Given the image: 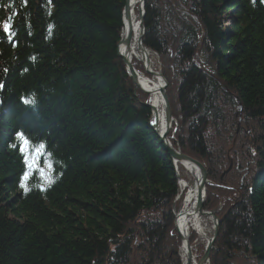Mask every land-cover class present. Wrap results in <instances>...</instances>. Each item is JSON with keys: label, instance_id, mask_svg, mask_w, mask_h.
<instances>
[{"label": "trees", "instance_id": "1", "mask_svg": "<svg viewBox=\"0 0 264 264\" xmlns=\"http://www.w3.org/2000/svg\"><path fill=\"white\" fill-rule=\"evenodd\" d=\"M124 5L0 0V264H181L175 163L118 55ZM142 22L171 143L207 169L209 264H264V0H145ZM19 134L47 176L24 180Z\"/></svg>", "mask_w": 264, "mask_h": 264}, {"label": "bare ground", "instance_id": "2", "mask_svg": "<svg viewBox=\"0 0 264 264\" xmlns=\"http://www.w3.org/2000/svg\"><path fill=\"white\" fill-rule=\"evenodd\" d=\"M141 0H129L130 20L123 22L122 37H127L130 34V40L128 43H124L121 46V51L128 55L131 62L133 60L140 61L143 65L144 73L138 72L139 83L142 88L149 91L151 102L153 105V120H157L158 127L161 133L166 129V118L164 112V102L160 92L163 85V80L157 74L152 73L155 71L152 64V53L149 49H143L139 44L141 26L136 10H139ZM178 169H184L195 179L194 185L189 187L186 198L180 208V213L177 220V226L179 231L183 234V237H187L189 240L190 229L196 231L201 237L205 238L206 222L209 218L207 215L195 212L196 202V182L199 179L198 169L188 162L178 163ZM178 188L180 184V178H178ZM180 254L182 264H187V246L185 242H181ZM197 259L194 257L192 264L196 263Z\"/></svg>", "mask_w": 264, "mask_h": 264}, {"label": "water", "instance_id": "3", "mask_svg": "<svg viewBox=\"0 0 264 264\" xmlns=\"http://www.w3.org/2000/svg\"><path fill=\"white\" fill-rule=\"evenodd\" d=\"M144 1L145 0H141L140 7L138 10V18H139V23L141 26L139 44L143 47V49L146 50L147 48L142 43V36L144 33V25L142 22L143 15H144ZM130 11H131V9L129 7V0H125V5H124V9H123V22L125 20H127V21L130 20ZM122 31H123V26H122V30H121V39L117 44L118 45V55L123 59V62H124L125 67L127 69V72L129 74L131 80L133 81L135 88L140 89L143 92L149 94V91L142 88V86L140 85L138 73H137L135 67L133 66L130 58L128 57V55H125L121 51V46L124 43H128L130 40V34L124 38V37H122ZM152 73L157 74L163 80V85L160 89V92H161L163 102H164L166 129L161 133V131L159 130V127H158L159 125H158L157 120H153L152 117L150 119V125H151L152 129L155 131V133L157 134V136L159 137L161 144L169 152L170 156L172 157V159L175 163L188 162V163L192 164L193 166H195L199 171V179L196 182V193H197V195H196V202H195V212L209 216V218L212 222L213 231H212L211 235H208L207 233L204 234L205 240H206L205 248H204V251H203V254L201 255V257L196 261V263L194 262V264H209L210 250L213 246L214 240H215L216 235L219 231V221L220 220H219L217 214L215 213V211L213 209H205L204 208L205 184L208 181L207 169L199 160L195 159L194 157H192L186 153H183L179 147H175L171 143V141L169 140L168 135H169V132L171 130L174 118L172 115L171 104H170V101H169V98H168V95L166 92L167 81L164 78V76L162 75L160 70L152 71ZM145 104L151 108L152 115H153V105L151 102V98H150V101L146 102ZM237 131H238V129L236 130V132ZM235 138H234L230 148L233 147V144L235 142ZM230 168H231V162H230L228 168L226 170H224L223 173L220 175V178H222L223 175ZM179 213H180V211L175 216L174 224H175V227L177 229V233L179 235L181 242L182 243L185 242L186 246H187V253H188L187 264H192L194 257H193V253H192L191 244H190L187 237H183V234L179 231L178 226H177V220H178Z\"/></svg>", "mask_w": 264, "mask_h": 264}, {"label": "rangeland", "instance_id": "4", "mask_svg": "<svg viewBox=\"0 0 264 264\" xmlns=\"http://www.w3.org/2000/svg\"><path fill=\"white\" fill-rule=\"evenodd\" d=\"M136 13L138 15V10H136ZM151 53H152V55H151L152 56V64H151V66H152V68L155 71H158L160 69L158 57H157L156 53H154L152 51H151ZM140 72L144 73V70L140 69ZM148 95H149V98H150V94H148ZM173 131H174V129H172V133L169 132V134H172L171 137H173ZM235 137H236V135L233 137V140H234ZM179 178H180V183H182V184L184 183V187L180 188L178 196L174 197V201H173L174 217L180 211V208H181V206H182V204H183V202H184V200L186 198L187 191H188L189 187H191L195 183V179H194L193 175H191L190 173H188L184 169H180L179 170ZM174 227H175V224H174ZM205 230H206V233L208 235H211V233L213 231L212 222L209 219L206 222ZM175 232L177 233L176 227H175ZM194 232H195L196 236L189 242L192 245V253L195 256V258L198 260L201 257V256H199L200 255V250H201V255L203 254V251H204V248H205V244H206V240H205V238H203L199 234H197L196 231H194ZM177 235H178V233H177ZM178 254H179L180 260H181L180 247H179V250H178ZM181 264H182V260H181Z\"/></svg>", "mask_w": 264, "mask_h": 264}, {"label": "snow or ice", "instance_id": "5", "mask_svg": "<svg viewBox=\"0 0 264 264\" xmlns=\"http://www.w3.org/2000/svg\"><path fill=\"white\" fill-rule=\"evenodd\" d=\"M9 29L10 23H6L4 25V30L7 32L9 31ZM19 139L22 142L21 151L24 153L25 163L29 168V172L25 173L24 180L26 181L28 179V176L30 175L32 169H36L41 174V176H47L52 168L51 162L49 160H45V168L39 167V160L41 155L44 154L45 146L43 144L32 145L30 141L23 136V134H19ZM29 149H31V152L29 151ZM51 182L52 181L49 178V183ZM21 186L25 187V190H27L24 184H22Z\"/></svg>", "mask_w": 264, "mask_h": 264}, {"label": "built area", "instance_id": "6", "mask_svg": "<svg viewBox=\"0 0 264 264\" xmlns=\"http://www.w3.org/2000/svg\"><path fill=\"white\" fill-rule=\"evenodd\" d=\"M184 182V181H183ZM184 187V183L182 184V183H180L179 184V188H178V190L180 189V188H183ZM180 191V190H179ZM179 194V193H178ZM178 194L175 196V197H177L178 196Z\"/></svg>", "mask_w": 264, "mask_h": 264}]
</instances>
